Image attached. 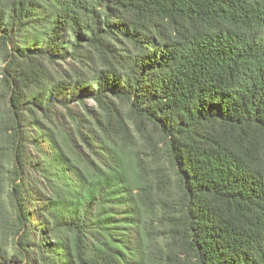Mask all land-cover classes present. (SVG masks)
<instances>
[{"label": "trees", "instance_id": "trees-1", "mask_svg": "<svg viewBox=\"0 0 264 264\" xmlns=\"http://www.w3.org/2000/svg\"><path fill=\"white\" fill-rule=\"evenodd\" d=\"M0 264H264V0H0Z\"/></svg>", "mask_w": 264, "mask_h": 264}, {"label": "rangeland", "instance_id": "rangeland-1", "mask_svg": "<svg viewBox=\"0 0 264 264\" xmlns=\"http://www.w3.org/2000/svg\"><path fill=\"white\" fill-rule=\"evenodd\" d=\"M87 103H89V104H95V102L93 101V100H87ZM134 238V236H131V239H133Z\"/></svg>", "mask_w": 264, "mask_h": 264}]
</instances>
